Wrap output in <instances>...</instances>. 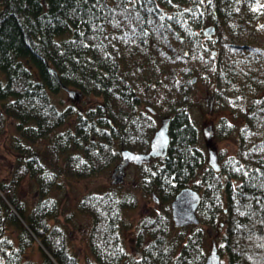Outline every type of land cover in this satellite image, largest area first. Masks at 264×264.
Wrapping results in <instances>:
<instances>
[{"label":"trees","instance_id":"16d2710c","mask_svg":"<svg viewBox=\"0 0 264 264\" xmlns=\"http://www.w3.org/2000/svg\"><path fill=\"white\" fill-rule=\"evenodd\" d=\"M207 26L214 36H204ZM242 31L249 42L239 43ZM0 74V136L13 126L17 159L0 178V264H80L52 192L61 180L109 172L122 149L148 152L166 117V156L137 166L140 188L164 209L139 220L133 252L121 235L137 205L130 191L112 185L79 200L94 260L204 264L215 240L226 264H264V0H0ZM197 81L230 115L216 137L237 135L219 172L190 112ZM59 82L100 102L85 114L60 109L51 97ZM75 115L74 130L56 133ZM29 177L33 203L22 190ZM185 187L201 195L199 224L176 228L170 203ZM36 244L38 263L26 257Z\"/></svg>","mask_w":264,"mask_h":264},{"label":"rangeland","instance_id":"374dc122","mask_svg":"<svg viewBox=\"0 0 264 264\" xmlns=\"http://www.w3.org/2000/svg\"><path fill=\"white\" fill-rule=\"evenodd\" d=\"M251 40L250 34L242 31L239 36V43H247ZM1 78V74H0ZM52 100L60 109L73 107L81 114H85L90 108L94 107L100 99L94 96H82L78 101L71 100L65 90H61L57 94H53ZM191 116L200 131L199 144L205 151L208 158V150H214L219 156H230L235 154L237 150V135L232 134L226 140H219L216 137V126L222 117L230 119V115L226 112H220L213 108L212 98L209 94L208 87L202 81L196 82V88L192 96ZM76 115L72 116L56 133L67 130H74L76 124ZM211 126L213 137L207 141L203 129ZM13 126H9L0 136V178L6 179L11 171L17 166V159L13 150ZM45 144L42 140L38 147ZM112 168L109 172L97 177L87 179H66L61 180L59 188L52 192V196L57 198L61 204V213L59 222L64 225L69 234V247L78 257L80 264H97L89 249L88 234L91 226V218L89 215L78 213L77 204L79 200L87 193H102L108 190L111 184ZM34 178H27L22 184L25 200L33 203L36 198V189L38 182ZM139 170L135 165H129L124 170V182L121 190L123 192L130 191L137 200L135 209L124 212V225L121 228V235L124 246L128 252L134 251L135 246V230L137 229L139 220L146 214L159 213L164 208L160 202L156 203L150 192L142 190L139 186ZM10 233L14 235L13 230ZM222 230L219 229L218 237ZM211 240L209 246L211 247ZM27 259L36 263L41 262V252L39 244L28 250ZM226 264V260H222Z\"/></svg>","mask_w":264,"mask_h":264},{"label":"water","instance_id":"95a60500","mask_svg":"<svg viewBox=\"0 0 264 264\" xmlns=\"http://www.w3.org/2000/svg\"><path fill=\"white\" fill-rule=\"evenodd\" d=\"M205 37H212L215 34L214 26H207L203 30ZM54 71V70H53ZM58 78V76H57ZM59 79V78H58ZM195 78L193 81L195 82ZM59 81V80H58ZM60 83V82H59ZM62 89H64L68 97L73 101H78L82 98L83 94L76 90L69 88L68 86L60 83ZM151 111V108L148 107ZM169 122L170 118L166 117L161 119L158 129L153 134L150 140V148L148 152L136 153L127 149L121 150V160L114 167L111 175V184L120 185L124 182V170L129 165L142 166L148 164L152 159L163 158L167 154L168 146L170 144L169 135ZM203 134L207 141H210L213 137L212 128L208 126L203 129ZM208 165L215 171H220V164L218 161L217 153L209 149L208 150ZM153 200L158 203L159 200L154 193H152ZM201 202V195L198 191L191 187H185L181 189L175 198L170 203L171 220L176 228H183L192 225H198L199 219L197 217V209ZM204 264H222V259L218 253V247L215 240H212L209 253L206 257Z\"/></svg>","mask_w":264,"mask_h":264}]
</instances>
